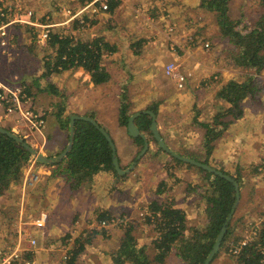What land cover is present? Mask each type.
<instances>
[{"label": "crops", "instance_id": "crops-1", "mask_svg": "<svg viewBox=\"0 0 264 264\" xmlns=\"http://www.w3.org/2000/svg\"><path fill=\"white\" fill-rule=\"evenodd\" d=\"M83 1L66 0V3L70 8L76 9L79 6L76 7L74 3L78 2L80 4L78 9L85 13L87 21L88 15H93L92 17L89 16L92 19H90L92 29L89 31L88 38L85 37L86 41L83 38V32L86 33L85 29L87 28L84 27L82 31L76 30L77 21H75L76 23L70 21L72 23L69 28L71 30L70 36L75 42L80 41L83 43L102 39L111 47V49L104 51L103 56V65L112 77L110 82L96 86L92 83L90 75L82 68L66 71L64 75L67 82L63 85L64 95L61 94V97L50 94V92L44 90L46 88L44 86L38 88H35L34 85L31 86L30 93L32 94L34 107L39 112L44 113L46 117V128L43 135H38L35 132L32 137L28 136L29 134L25 135L24 124L5 117L4 108L1 104L0 125L7 126L12 131L19 128L25 139H31L36 150L45 156L56 157L64 152L70 142L69 129L62 128L58 120L60 109H64V116H86L93 113L96 117L95 120L100 125L102 124L112 137L120 166L126 167L133 162L136 154L138 155L139 146L128 135L127 129L120 126V101L114 99V93L111 92V84H113L115 74L111 72L110 68L122 67L125 70L127 67H131L122 73V77H127L120 80V83H124L123 86L118 84L120 90L121 87H127L128 90L132 91L134 87L138 86L139 91L161 92L160 77H166L164 75L165 67L172 62L178 63L181 71L190 74L186 88L183 90L185 94L181 98L185 103L190 101V106L195 103L193 102V95L196 94L201 97V92L209 90L210 87L214 90L212 79H217L219 82L215 87L216 97L218 90L235 78L236 72L220 64L216 50H206L202 47V44L209 40L204 37L201 38L205 41L201 40L200 29L197 34L194 33L197 32L198 27L204 25L202 21H205V18L203 16L208 14L202 12L204 10L201 9L202 0H114V2L119 1V4L113 13L108 12L110 0H102L108 4L106 11H103L100 2L93 6L91 5L93 0ZM236 2L238 0H230V12L234 10L233 7ZM94 7L98 8V13L93 12ZM194 12L196 14H192ZM199 12H202V14H199ZM54 24L55 27L60 25L57 22ZM26 28L19 27L15 29V36H13L15 48L11 50L9 55H0V74L5 81L17 76L20 70L26 71L25 67L21 66L22 62H25V56L28 67L30 65L29 55H26L21 47H17V44L19 45L25 41ZM170 28H173V33L168 35L167 31ZM194 28L195 30H193ZM78 32L81 37L80 40V37L77 36ZM170 39L177 46V51L170 50ZM135 44L138 47L141 46L139 47V54L144 60L143 67H138L137 59H134L135 55H139L136 54L137 45ZM111 60H114L113 64L116 66L111 65ZM128 71L131 72L128 73ZM133 75H143L144 77L141 81L135 82ZM165 79L171 87L175 86L171 78L166 77ZM217 80L216 83H218ZM207 82H211L212 86ZM55 85L58 88V85ZM175 104L172 105L175 106V109H180L178 112L167 113L168 116L160 109L159 115H157L159 131L169 148V137L167 135L179 140L189 141L193 133L196 132L191 130L194 127L193 120L188 117L186 111H181V105L177 107ZM133 112H135V109ZM162 113H164V116H162ZM177 117L178 119H175ZM176 120H178V123ZM200 121H203V119ZM188 122L190 125H188ZM200 134L203 135V132ZM176 144L183 145L179 141ZM194 145L195 142L189 145L187 149L193 151L195 149ZM172 150L174 151V149ZM175 152L179 153V151ZM36 163L34 165L28 164L23 170L22 182L13 185L6 196L0 198V208H3L4 212H9L12 207L10 203L13 200L9 201V199L12 197L13 192H16L17 199L12 204H16L19 200V204L16 205H18L17 207L20 206V210L14 216L16 228H10L7 231L5 227L0 226V232H4L9 241L6 244L3 239H0V246L15 245L19 240L20 227H22L24 230L23 247L25 249L30 239L37 240V247L33 249L32 253L26 254L25 257L30 256L32 259L37 260L39 264H114L113 255L119 249L126 227L124 225L125 230L122 232V224L116 227L109 226L107 229L96 226L102 216L108 218L109 221L116 218L111 216L110 212L104 211V207L108 206L101 203L102 191L106 189L105 185L112 179L113 175L102 172L93 181L83 183L79 190L73 191L61 177L52 175L53 169L49 166L54 165L38 166ZM28 173L31 174V178L32 176L34 179L37 178V181L27 183ZM155 176L160 178L162 175L155 173ZM103 180L107 182L104 183ZM156 183V187L150 191L151 196L146 194V207L144 210H147L153 201L164 202L169 198V195H171L170 201L176 207L181 208L178 205L179 198L174 193L178 191V188L171 187L167 177L158 180ZM162 184L165 185L162 187L165 189V193L158 194L156 188H159ZM30 186L33 190L30 189ZM27 190L30 193L29 195H25ZM112 192L114 191L112 190ZM115 195L117 193H114L113 197ZM117 201L120 203L121 200L118 199ZM135 204L133 201V207ZM118 215L116 219L123 218L120 212ZM187 216L191 219L190 215L187 214ZM1 218L2 216H0ZM126 218L129 219V216H126ZM84 223L85 226L81 227ZM21 224L23 225L21 226ZM130 227L133 230L132 235L137 240L135 237L136 225L129 222L128 228ZM76 237L78 238L76 239ZM66 248H70V257L76 251L80 249L81 251L75 255L74 260L65 261L63 257ZM166 264H182V262L174 252L167 257ZM212 264H233V262L223 255L215 259Z\"/></svg>", "mask_w": 264, "mask_h": 264}, {"label": "trees", "instance_id": "trees-1", "mask_svg": "<svg viewBox=\"0 0 264 264\" xmlns=\"http://www.w3.org/2000/svg\"><path fill=\"white\" fill-rule=\"evenodd\" d=\"M109 2L108 12L113 13L119 1L110 0ZM229 2L230 0H202L201 6L217 14L220 31L227 39L229 47L224 51L226 54L224 65L242 72L241 74L245 72L246 76L244 80L233 78L218 90L216 99L223 102L224 107L220 106L222 108L212 116L209 122L194 118V126L203 130L202 138L199 139V145L196 144L198 145L196 151L188 149V153H182V156L211 167L213 166L210 156L215 150L216 142L230 126L244 117L247 109L250 110L260 105L258 103L262 99L256 85V81L259 80L255 76H259L264 71V0L260 1L261 15L255 21H248L243 16L237 19L230 18ZM48 46L52 54L43 57L47 59L44 62L45 76L82 68L90 75L94 85H105L110 82L112 77L103 65V56L104 51L111 47L102 39L86 43L75 42L71 36L52 31ZM44 90L50 91L51 89L47 86ZM122 91L119 123L127 129L128 120L134 114V106L128 88L122 87ZM159 103L151 105L147 111H153L159 115ZM60 111L58 120L62 128L69 129L70 118L68 115L63 116V108ZM88 117L96 119L93 113H89ZM151 122L152 118L147 114L135 120L140 131L153 138L150 131ZM134 141L142 150L144 140L137 138ZM153 141L157 144L154 138ZM112 157V149L103 134L92 123L77 120L74 146L71 152L61 163L49 167L53 169V176L61 177L71 190L77 191L83 183L93 181L102 172L110 173L121 181L126 179L127 176H119L114 169ZM172 160L177 165L194 169L201 175L202 184L191 187L190 191L204 202L205 224L201 227H189L187 213L177 208L172 201L167 200L162 203L153 201L147 209L151 215L145 218V222L154 226L157 232V238L153 242V255L148 253L146 246H139L130 227L126 228L119 249L113 255L114 264H166L167 257L174 252L183 264H204L234 206L235 188L232 183L213 173L175 158ZM33 161L31 155L15 140L0 134V198L6 196L13 185L22 182L23 170ZM36 165L42 166L39 163ZM213 168L236 180L240 190L245 188L240 170L232 174L216 166ZM163 186L165 185L162 184L157 189L158 194L165 193ZM101 218L104 219L105 216ZM244 228L254 234V237L250 241L246 240V244L242 246ZM231 247L240 248L239 253L232 257L236 264H264V221L257 226L256 222H244L243 218H238L235 214L214 260L222 254H229ZM80 251L81 249L76 251L71 260H74L75 255ZM27 258L32 259L30 256Z\"/></svg>", "mask_w": 264, "mask_h": 264}, {"label": "rangeland", "instance_id": "rangeland-1", "mask_svg": "<svg viewBox=\"0 0 264 264\" xmlns=\"http://www.w3.org/2000/svg\"><path fill=\"white\" fill-rule=\"evenodd\" d=\"M260 1L261 0H238V2H236L235 6L233 7L234 10L231 12H230V3H229V17L232 19H237L240 16H243L248 21L257 20V18L261 15ZM13 3H17L21 5L26 10L33 11L36 14V16L40 19V22L42 23L46 21H49L52 24H54L55 22L59 23L60 25L58 27L53 28L52 31L55 33L56 32L60 33L64 36L71 35L70 32L71 30L69 28L72 25L71 23L72 21L74 23H76L75 21H77L75 25L76 30L82 31L84 27L87 28L85 29L87 32L86 33L85 31L83 32L84 40L88 38V35L90 34L89 31L92 29L91 28L92 24L90 22V19L93 15H88V21H87L85 19V13L78 9L80 7V4L78 2L74 4H76V7L78 6L79 7L76 9H72L69 6H67L68 4L66 3V0H0V7H2L3 5L12 6ZM201 9H204L202 12H207L208 14L206 16H203L205 18V21H202L204 25L198 27L196 29L197 32L195 31L194 33L197 34L198 30L199 29L201 30L200 38L204 37L206 40H209L208 42H204L202 44V47L206 50H212V49L216 50V54H218L219 57V62H221L220 64L224 65V59L226 57L224 51L226 50L227 47H229V45L227 39H225L222 36V33L220 31L217 14L215 12L207 10L202 6ZM66 10H70L72 14H76L77 12L80 11L81 14L76 19H73L70 22L69 21L70 15ZM103 11L106 10L103 9ZM202 12H199V14L200 13L202 14ZM96 13H98V8ZM192 14H196V13L194 12ZM15 29H16L15 26L10 29V38H12L10 44L11 50L15 48V44L13 42L14 41L13 36H15ZM193 30H195V28ZM77 36L80 37L79 32ZM24 38L25 41L21 42L19 45L17 44V47L18 48L21 47L23 52L24 53L26 52V55H29V58L31 59L29 67L27 65L28 62H26L27 59L25 56L24 57L25 62H22L21 66L25 67L26 71H21V70L18 71L20 73H17V76H15L14 78H9L10 77L9 76L8 81L3 80L0 74V79L2 81H5L7 84L10 83H15V85H18V83L21 84L24 88L27 89V92L30 96H32V94L30 93L31 86L34 85L35 88H38L40 86H44L45 88L49 86L51 90L48 92H50V94L54 95L57 93L56 94L57 97H61V94L64 95L63 85H65L67 82L66 77L64 75L66 71H64L63 73H52L45 76L44 74L46 73V69L44 62H46L47 59L45 60L43 57H47V55L49 56L50 54H52V50L48 46V43L46 44V46L40 45L38 43L39 38H37L36 34L29 28H26ZM80 39L81 37L79 38V40ZM205 39L201 38V40L204 41ZM29 46H31V48ZM139 47L138 45L136 46L137 48L136 52H139L140 50ZM11 50L9 51L8 54L5 55H9ZM0 55L2 54L0 53ZM134 59H137L136 63L138 67L144 66V60L142 57H140V54L135 55ZM111 61H112L111 65L116 66L113 64L114 60ZM129 68L127 67L125 70H129ZM110 69L112 70L111 72L115 74L114 76L115 79L113 80V84H111L112 87L111 92L114 93V99L116 100L118 99V101H120V97L123 91H122V87L120 90L118 84L120 86H123L124 83H120V80L125 79L127 76L125 78L122 77V73L125 72L124 68L122 67H114V68L112 67ZM228 69H231L234 72H236V74L234 73L235 78H237L238 80H244L246 76L245 72L241 74L242 72H239L236 69L233 68H228ZM129 72L131 71H128V73ZM164 75L166 76V74ZM132 77H134L133 79H135V82H139L143 79L144 76L133 75ZM166 77L163 78L160 77L161 80L160 83L162 86L161 92H155L149 90L146 92L139 91L138 86L134 87L132 91L129 90V95L134 106L133 109H135L136 113L140 111H147L148 107L160 102L158 105L159 110L161 109L162 112H164L166 115H168L167 113L173 114L174 112H178L180 110V109L179 110L175 109V106L172 105L176 103L175 105H177V107L181 105V111L182 112L186 111V114L190 119L194 120L195 118L198 119L199 121L203 119L204 122H209L212 116L219 109L224 107L223 102L218 101L215 97V90H216L215 87L217 86V84H219L217 79L216 80L218 83H216V81L212 83V85L214 86V90H212L210 87L209 90L207 89L201 92L202 95L201 97L197 96L196 94L193 95L192 96L193 102L195 103L194 105L190 106L189 105L190 101H187L185 103L184 100L181 99L183 98V94H185V91H183L185 89L179 90L176 87V85L171 87L168 84L167 79H165ZM255 77L256 79L259 80L258 82L256 81V85L260 92V96L262 98L258 103L260 105L250 110L247 109L244 114V117L240 118L235 123V125L230 126L224 132L223 136L216 142L215 150L210 156V162L213 167L216 166L232 174H236L240 170L243 177V182L245 184V188L240 190L241 201L237 208L239 209V211H237L235 214L238 218L239 217L243 218L244 222L245 221L248 223L256 222L257 226H259L260 222L264 221V71L259 76H255ZM208 83L209 82H207V84ZM55 84L58 85V88L56 87ZM212 85L210 84V86ZM163 88L165 89L163 90ZM55 91L57 92L54 93ZM164 113H162V116H164ZM4 115H5V110H4ZM86 116L88 117V115ZM175 119H178V117ZM176 121L178 123V120ZM188 125H190L189 122ZM0 126L25 139L23 135H21L22 132H20L19 128L12 131L11 128H8L7 126H2V125ZM101 126L104 127L102 124ZM194 127H192L191 130L196 132L193 133V136L190 138L189 141L179 140L175 137H170L169 135H167L169 137L168 142L170 144V149L171 150L174 149V151H180L181 153H188L187 148L189 147V145H192V143L195 142L194 145L195 149L193 151H196V147L200 143L199 138H201L202 136L200 133H202L203 130ZM27 134H29L32 137V132L26 131L25 135ZM146 136L149 140V149L145 154V156L138 162L134 170L127 175L126 179L121 181L117 177L113 176L111 177L112 179L109 180L108 182L103 180V182L104 183L107 182V184L105 185L106 189L102 191L103 196L101 199V203H103L105 206H108V207H104L103 210L106 212H110L112 214L111 216L113 217L115 216L116 218L119 216L118 214L120 212L123 218H118V219L113 218L111 220L112 222L107 219H100V220L108 221L107 222L108 225L105 227L106 229L109 226L116 227L117 225L122 224V232L123 230H125V227L126 228L129 227V222H132L133 225H136L135 237L137 238L139 246H146L148 253L152 256L154 252L153 242L157 238V232L154 230V226L153 227L149 226L145 222L146 215H151V213H149L148 210H144V209L146 207L145 205L146 194L151 196L150 191L156 187L157 184L156 182L158 180H162V178L167 177L169 182L171 183L170 186L171 187L175 186L178 188V191L174 193L177 194L176 196H178L179 198L178 205L181 208H183L184 211L191 217V219L188 218L189 227H193V226L201 227V225L205 224L206 218L204 215V202L200 199L198 195L193 194L190 191L191 187L198 184L199 185L202 184L200 181L201 175L198 174V172L194 169H189L186 166L177 165L172 160V157L169 154H167L166 152L162 151L159 148V146L153 141L152 136L150 135H146ZM25 140L31 146H33L30 138ZM177 141H179L183 145L176 144ZM196 143L198 145H196ZM33 147L36 148L35 146ZM141 151L142 150H140L139 148L138 155L136 154V157L134 158L133 162L138 158ZM153 153L156 154L153 155ZM133 162L129 164V166L126 167L122 166V169H128L129 167L132 166ZM155 173H159V175L162 176L160 178L158 176L157 178V176H155ZM31 187L32 186H30V189L33 190V188ZM157 189L158 187L156 188V190ZM28 190L26 191L25 195L30 194ZM112 190L114 192H112ZM15 193L16 192H13V195L11 194L12 197L9 199V201L12 199L14 202L17 199ZM114 193H117L115 197H113ZM170 197L171 195H169V198L167 200H170ZM116 199L121 200L120 203H118ZM133 201L136 203L134 207L132 205ZM13 202L10 203L12 207L9 212H4L3 208H0V216H2V218L0 219V226L5 227L7 231H9L10 228L13 227L16 228V225L14 223L15 221L14 216H16V213L20 210V206L17 207L18 205H16L19 204V200H17L16 204H12ZM138 202H140L139 203L140 205L139 204L137 205ZM126 216L127 217L129 216V219L126 218ZM260 216L263 217L259 218ZM84 222L86 223L87 220ZM85 223L81 227L85 226ZM96 226L101 227L98 225V222L96 223ZM80 230L82 229L80 228ZM252 237H254V234H252L251 232H249L244 228V237H243L244 241L245 242L246 240L250 241ZM77 238L78 237H76V239ZM0 239H3L4 242H6V244L9 243L8 238L7 236H5L4 232H0ZM231 248L234 249L235 247H231ZM231 250L229 254H222L221 256L225 255L226 258L232 260L233 264H236L235 261L232 259V257H234L235 255L231 253ZM65 253H66V249H65ZM15 264H21V263H15Z\"/></svg>", "mask_w": 264, "mask_h": 264}, {"label": "built area", "instance_id": "built-area-1", "mask_svg": "<svg viewBox=\"0 0 264 264\" xmlns=\"http://www.w3.org/2000/svg\"><path fill=\"white\" fill-rule=\"evenodd\" d=\"M97 2L101 3L102 9H108L107 2L102 0H93L91 2V5L95 6ZM66 11L70 15L69 21L76 19L81 14L80 11L76 14H72L70 10ZM93 12H97L96 7H94ZM44 23L40 22V19L33 11L26 10L17 3H13L12 6L3 5L2 7H0V53L2 55H5L8 54L11 50L10 44L12 38H10V29L14 26L27 27L31 29L36 34L37 38H39L38 43L40 45L46 46V44L50 40L51 31L53 28H55V24H52L49 21H46ZM167 33L168 35H171L173 33V28H170ZM170 41V50L176 51L177 46L173 43L172 39H170ZM165 74L168 78H171L174 81L176 87L179 90H183L186 88L188 79L190 78V74L181 71L180 66L175 62L169 63L165 67ZM0 104L5 110V117L11 119L12 121L24 124L27 132H32V134L35 132L40 135L44 134L46 128L45 114L39 112L34 108L32 96L28 94L27 89L24 88L21 84H7L0 79ZM35 163V161L31 162L32 165H34ZM33 181H37V178L34 179L33 176L31 178V174L28 173L27 183ZM107 222L108 221L106 220H99L98 225L102 228H105L108 225ZM22 225L23 224H21V226ZM20 228L19 240L15 245L13 244L11 247L0 246V264H39L37 260L25 257L26 254L32 253L33 249L37 247V240L30 239L29 244L25 249L23 247L24 230L22 227ZM241 244L243 246L246 244V242L243 241ZM239 251L240 248L235 247L231 250V253L236 256ZM70 258V248H66L64 259L70 260Z\"/></svg>", "mask_w": 264, "mask_h": 264}, {"label": "water", "instance_id": "water-1", "mask_svg": "<svg viewBox=\"0 0 264 264\" xmlns=\"http://www.w3.org/2000/svg\"><path fill=\"white\" fill-rule=\"evenodd\" d=\"M143 114H147V115L151 116L152 122L150 125V131L153 135L154 140L157 142V145L159 146V148L162 151L169 154L172 158L180 160L181 162L190 164V165L197 167V168H201L205 171H208V172L213 173V174H215L221 178L226 179L228 182L232 183L234 188H235L236 201L234 203V206H233L231 213L228 216L225 224L223 225L221 232L219 233L218 237L216 238L215 243H214L210 253L208 254V256L204 262V264H212L214 258L216 257V255L218 254V252L221 249L222 240L225 237L227 230H228V227H229V225H230V223H231V221H232V219L236 213V210L240 204L241 192H240L239 184L231 176L226 175L223 172H221V171H219V170H217V169H215V168H213L207 164H204V163H201L197 160L179 155L175 151L171 150L169 148V146L167 145V143L165 142L164 138L162 137L160 131H159V124L157 121V115L153 111H140V112L134 113L128 120V126H127L128 135L133 139L141 138L144 140V148L141 151V153L139 154L137 161H139L147 153V151L149 149V140H148L147 136L144 133H142L140 131V129L138 128V126L135 124V120ZM77 120H84V121H88V122L92 123L103 134V136L106 138V140L108 141V143L110 144V147L112 149L113 167L119 176L128 175L135 168L137 162H134L133 165L131 167H129L128 169H122V167L120 166V162H119L117 153H116V146L112 140V137L110 136L108 131L104 127H102L96 120H94L90 117H87V116H77V115H71L70 116V127H69L70 142H69L68 146L66 147V149L64 150V152L61 153L60 155L56 156V157L45 156L44 154H42L41 152L36 150L34 147H32L25 139L21 138L20 136L14 134L13 132H11V131H9V130L1 127V126H0V134L8 136L9 138L15 140L20 146H22L31 155V157L34 159L35 162L42 164V165H56V164H59L60 162H62L68 156V154L71 152V150L74 146L75 122Z\"/></svg>", "mask_w": 264, "mask_h": 264}, {"label": "flooded vegetation", "instance_id": "flooded-vegetation-1", "mask_svg": "<svg viewBox=\"0 0 264 264\" xmlns=\"http://www.w3.org/2000/svg\"><path fill=\"white\" fill-rule=\"evenodd\" d=\"M166 143H167V142H166ZM137 145H138V144H137ZM167 145H168V144H167ZM143 148H144V147H143ZM142 150H143V149H142ZM140 153H141V152H140ZM144 156H145V155H144ZM144 156H143V157H144ZM143 157H142V158H143ZM142 158H141V159H142ZM141 159H140V160H141ZM140 160H139V161H140ZM139 161H137V159H136L134 162H137V164H138ZM134 162H133V163H134ZM137 164H136V165H137ZM132 165H133V164H132ZM135 167H136V166H135ZM125 176H127V175H125Z\"/></svg>", "mask_w": 264, "mask_h": 264}, {"label": "bare ground", "instance_id": "bare-ground-1", "mask_svg": "<svg viewBox=\"0 0 264 264\" xmlns=\"http://www.w3.org/2000/svg\"><path fill=\"white\" fill-rule=\"evenodd\" d=\"M166 142V141H165Z\"/></svg>", "mask_w": 264, "mask_h": 264}]
</instances>
